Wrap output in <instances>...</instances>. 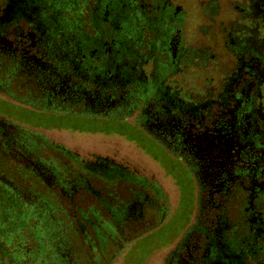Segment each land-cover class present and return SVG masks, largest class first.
<instances>
[{
	"label": "flooded vegetation",
	"instance_id": "flooded-vegetation-1",
	"mask_svg": "<svg viewBox=\"0 0 264 264\" xmlns=\"http://www.w3.org/2000/svg\"><path fill=\"white\" fill-rule=\"evenodd\" d=\"M234 1L236 17L191 45L174 0H0L1 100L121 118L166 160L120 132L48 129L0 107L1 198L39 217L45 247L62 230L70 264H264V0ZM111 4L118 29L125 4L167 8L127 67L114 42L95 45ZM167 220L177 230L159 245Z\"/></svg>",
	"mask_w": 264,
	"mask_h": 264
},
{
	"label": "rangeland",
	"instance_id": "rangeland-1",
	"mask_svg": "<svg viewBox=\"0 0 264 264\" xmlns=\"http://www.w3.org/2000/svg\"><path fill=\"white\" fill-rule=\"evenodd\" d=\"M175 3L173 6H179L180 13L184 15V20L182 24L184 36L186 42H191V45H195L198 38L197 34H201L205 31L210 32V27L214 28L215 24L222 20V22L226 23L230 21L232 18L236 17V12L234 11V0H217L219 4H207L209 0H174ZM200 3V4H197ZM199 24V25H198ZM201 27V32L198 29ZM209 28V29H208ZM211 30V32H213ZM17 102H13L12 104L0 99V107L8 109L14 117L27 121L30 124L42 126L44 128H63L69 129L71 131L76 130H104L107 132H120L123 135L127 136L130 139H136L140 145H144L147 148L149 153H153L159 160L162 161L163 164L166 163L164 158L160 157V152L158 150L153 149L150 143L146 142L144 138L138 136L134 130V126L130 124L129 121H124L121 118H111L109 121H105L99 119L97 117L92 116H84L77 114H69L65 115L64 113L52 111V112H42L33 111V108H30L26 105L18 106ZM109 132V133H110ZM101 142H116L121 145L119 139H112L107 137H100ZM1 188V186H0ZM4 188L9 191V186L4 185ZM4 197L0 193V199ZM5 200L2 199L0 202V264H16L13 261V253L15 251L14 245L12 242H9L12 239V236L15 230H19L21 234L28 232L30 230L42 233L38 229H34L37 225V220L33 218H27L26 213L27 208L20 209L19 211H15L14 213L9 210V197L5 195ZM12 212V213H11ZM29 212V210H28ZM28 214V213H27ZM29 219V220H28ZM167 220L162 224V228L158 231L154 232L151 240L157 242L159 245L162 244L165 237L170 234H174L176 226L178 225V221ZM29 226H33L30 228ZM42 229L41 227H39ZM49 232V231H47ZM18 233V234H19ZM168 238H166L167 240ZM25 251L33 250L37 246L36 241L31 237L27 236L25 240ZM135 244V243H134ZM133 244V245H134ZM5 248L7 257L3 256L1 248ZM48 255V254H46ZM34 260V259H33ZM30 257H26L23 262L30 263ZM52 261V260H51Z\"/></svg>",
	"mask_w": 264,
	"mask_h": 264
},
{
	"label": "trees",
	"instance_id": "trees-1",
	"mask_svg": "<svg viewBox=\"0 0 264 264\" xmlns=\"http://www.w3.org/2000/svg\"><path fill=\"white\" fill-rule=\"evenodd\" d=\"M129 1H136V0H129ZM161 1V0H158ZM102 10L97 6L95 8L94 16L96 19L100 17V12ZM71 9H68L67 11H63L61 15L63 17L70 18L71 16ZM118 5L117 4H111L109 9V19L112 24H105V23H99L95 22L94 27L96 30L97 35V41L95 45L105 43V42H114L112 49H120L122 50L123 56H124V63L127 67L128 65H132L136 59V57L140 54H147L150 51V37H146L143 41L144 44L142 47L140 46L139 37L140 35H143L144 33H151L156 32L157 30L159 32H164L163 26L166 24V17L167 14V8H164V4H125L124 6V22L120 26V29H118ZM66 28L64 29L65 37L70 36V34H73V25L69 23V21H66ZM173 25V24H171ZM122 32V37L119 38V33ZM107 42V43H108ZM94 45V46H95ZM115 61V60H114ZM111 65L116 66L117 60L115 62H110ZM115 69H113V72ZM4 185H1L0 193H5V191H8L7 189H3ZM37 203V202H36ZM29 218H33L37 220V225L34 227V229L41 230L40 223H39V217L31 214ZM29 220V219H28ZM55 221V218H51V224H53ZM72 224V223H71ZM30 228H33V226H29ZM33 230V229H32ZM28 231L23 234L19 233V230H15L12 239L10 242L14 245V253H13V261L16 264H54L51 262V260L56 259L57 257L60 259V263L58 264H70L69 261H66L71 256L72 251V239L71 234L69 232L64 233L62 230L59 232H48L45 234L47 237L50 236V241L53 243H49V246L45 247L43 242H39V238L44 233H38L35 231ZM19 233V234H18ZM29 233L31 234V237L36 241V247L33 250L25 251V240L27 236H29ZM60 242L59 247L57 248L56 245H54L55 242ZM54 245V246H53ZM3 256L7 257L5 248H1ZM48 254V255H46ZM60 257H59V256ZM26 257H30L31 261L30 263H24L23 260ZM67 258V259H65ZM5 264V263H4ZM57 264V263H56ZM72 264V263H71Z\"/></svg>",
	"mask_w": 264,
	"mask_h": 264
}]
</instances>
